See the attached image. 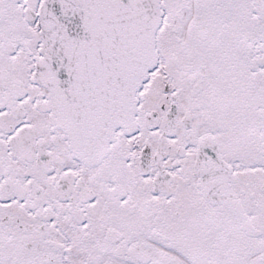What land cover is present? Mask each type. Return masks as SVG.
<instances>
[{
    "label": "snow or ice",
    "instance_id": "snow-or-ice-1",
    "mask_svg": "<svg viewBox=\"0 0 264 264\" xmlns=\"http://www.w3.org/2000/svg\"><path fill=\"white\" fill-rule=\"evenodd\" d=\"M0 264H264V0H0Z\"/></svg>",
    "mask_w": 264,
    "mask_h": 264
}]
</instances>
